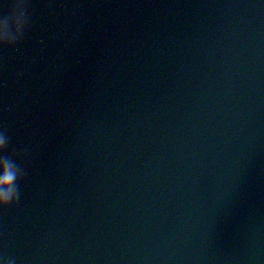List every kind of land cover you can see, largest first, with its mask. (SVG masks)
<instances>
[{"label":"water","instance_id":"obj_1","mask_svg":"<svg viewBox=\"0 0 264 264\" xmlns=\"http://www.w3.org/2000/svg\"><path fill=\"white\" fill-rule=\"evenodd\" d=\"M4 22L0 264H264V0H0Z\"/></svg>","mask_w":264,"mask_h":264},{"label":"clouds","instance_id":"obj_2","mask_svg":"<svg viewBox=\"0 0 264 264\" xmlns=\"http://www.w3.org/2000/svg\"><path fill=\"white\" fill-rule=\"evenodd\" d=\"M19 26V25H18ZM0 35L6 39L8 35V25L6 22L0 23ZM5 145L3 136H0V149ZM16 172L7 161L0 162V207H8L14 203Z\"/></svg>","mask_w":264,"mask_h":264}]
</instances>
